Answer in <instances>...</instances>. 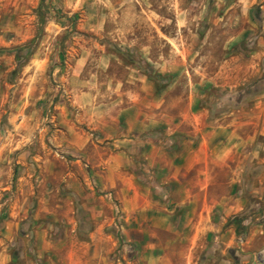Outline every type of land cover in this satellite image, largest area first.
Segmentation results:
<instances>
[{
  "label": "rangeland",
  "instance_id": "rangeland-1",
  "mask_svg": "<svg viewBox=\"0 0 264 264\" xmlns=\"http://www.w3.org/2000/svg\"><path fill=\"white\" fill-rule=\"evenodd\" d=\"M231 130L264 252V0H0V264H143L104 162L142 182Z\"/></svg>",
  "mask_w": 264,
  "mask_h": 264
},
{
  "label": "crops",
  "instance_id": "crops-1",
  "mask_svg": "<svg viewBox=\"0 0 264 264\" xmlns=\"http://www.w3.org/2000/svg\"><path fill=\"white\" fill-rule=\"evenodd\" d=\"M209 133L201 131L195 146L168 152L153 147V160L148 158L145 168L152 175L143 174L142 182L126 171L120 154L104 162L98 182L114 188L127 221L136 220L143 264H264L262 249L248 243L240 250L237 242L241 218L256 201L254 192L242 195L240 187L241 172L251 165V151L245 147L253 136L225 131L224 139L211 146ZM165 153L167 166L157 165L156 156ZM216 186L223 190L214 192ZM258 231L256 225L250 227L248 239Z\"/></svg>",
  "mask_w": 264,
  "mask_h": 264
}]
</instances>
